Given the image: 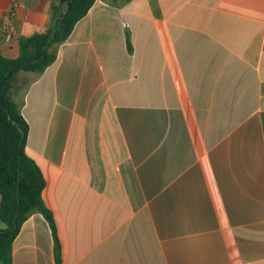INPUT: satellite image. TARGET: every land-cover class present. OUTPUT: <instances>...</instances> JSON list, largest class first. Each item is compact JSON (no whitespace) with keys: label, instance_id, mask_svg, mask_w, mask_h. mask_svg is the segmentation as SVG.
<instances>
[{"label":"crops","instance_id":"1","mask_svg":"<svg viewBox=\"0 0 264 264\" xmlns=\"http://www.w3.org/2000/svg\"><path fill=\"white\" fill-rule=\"evenodd\" d=\"M53 2L0 0V54ZM9 93L54 228L8 264H264V0H93Z\"/></svg>","mask_w":264,"mask_h":264},{"label":"trees","instance_id":"2","mask_svg":"<svg viewBox=\"0 0 264 264\" xmlns=\"http://www.w3.org/2000/svg\"><path fill=\"white\" fill-rule=\"evenodd\" d=\"M93 0H54L52 22L42 31L17 37L14 57L0 54V261L8 264L10 244L20 223L32 210L41 211L53 232L50 212L41 190L44 179L23 149L27 124L9 90L17 70L43 69L55 57V47L69 33ZM56 240L54 252L57 258Z\"/></svg>","mask_w":264,"mask_h":264},{"label":"built area","instance_id":"3","mask_svg":"<svg viewBox=\"0 0 264 264\" xmlns=\"http://www.w3.org/2000/svg\"><path fill=\"white\" fill-rule=\"evenodd\" d=\"M12 5H15V2H13ZM11 14H12V11L10 10L7 17L9 18L11 16Z\"/></svg>","mask_w":264,"mask_h":264}]
</instances>
